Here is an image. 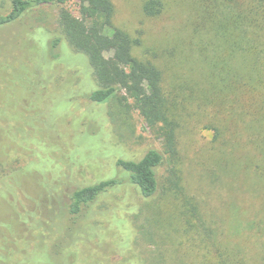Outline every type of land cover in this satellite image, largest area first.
I'll return each mask as SVG.
<instances>
[{
    "label": "rangeland",
    "instance_id": "obj_1",
    "mask_svg": "<svg viewBox=\"0 0 264 264\" xmlns=\"http://www.w3.org/2000/svg\"><path fill=\"white\" fill-rule=\"evenodd\" d=\"M163 1V13L148 18L143 0H113L114 23L142 38L138 52L162 68L166 85L172 88L198 78L204 70L199 50L203 44L194 26L202 0ZM80 2L71 0L66 6L79 15ZM10 8L11 0H0V14ZM58 11L56 5L31 8L0 28V145L23 142L33 149L31 153L0 147V251L4 258H28L34 264L59 261L47 249L37 256H24L25 247L32 250L42 240L51 248L63 236L73 191L104 179L125 178L115 165L117 158L137 159L149 148H161L160 139L137 111L121 113L108 104L96 108L86 100L97 88L93 71L88 57L66 40L54 47L61 35ZM104 56L114 66L112 54ZM72 103L76 104L70 107ZM212 139L213 131L197 126L194 119L187 121L179 139L182 189L192 201L201 202L199 218L205 227L195 224L189 229L164 183L146 200L124 181L101 195L82 219L68 249L76 254L74 264H237L238 260L239 264H263L254 256L257 239L250 241L248 232L238 228L233 210H221L220 197L208 194L204 175L215 147ZM167 168L159 172L161 181L166 179ZM223 199L233 202L230 193ZM241 212L245 218L251 216ZM114 217L138 225L140 232L129 246L117 245V230L111 226ZM127 234L121 233L124 238Z\"/></svg>",
    "mask_w": 264,
    "mask_h": 264
},
{
    "label": "trees",
    "instance_id": "obj_2",
    "mask_svg": "<svg viewBox=\"0 0 264 264\" xmlns=\"http://www.w3.org/2000/svg\"><path fill=\"white\" fill-rule=\"evenodd\" d=\"M69 1L11 0L9 11L0 14V28L17 21L31 8L58 6L61 35L53 44L57 47L66 40L76 52L88 57L97 88L86 95V100L96 108L108 104L117 106L121 113L137 111L160 139L161 148H149L137 159L117 158L115 165L127 175L125 178L112 177L73 191L66 206L69 224L63 236L53 241L51 248L42 240L32 250L25 247L24 256H37L47 249L46 253L59 259L56 264H74L76 254L68 249L82 219L101 195L124 181L146 200L154 197L164 183L189 229L195 224L205 227L199 218L203 214L201 202L192 201L182 189L180 133L187 121L194 119L197 126L205 125L213 131L215 147L204 175L209 181L208 194L220 197L221 210H233L238 228L248 232L250 241L257 239L255 247L252 242L254 256L264 260V0H202L194 26L199 44H203L199 50L204 70L198 78L172 88L166 85L162 68L138 52L142 38L115 25L113 0H81L79 15L66 6ZM164 8L163 0H143L142 9L148 18L160 16ZM106 52L112 54L114 66L104 56ZM109 113L112 116L113 109ZM103 139L107 141L106 136ZM22 143L0 147L33 152L31 145ZM166 165L167 176L161 181L159 172ZM227 193L233 202L223 199ZM241 211L251 216L245 218ZM116 217L111 226L117 230V245L129 246L140 229L134 220ZM126 231L125 239L121 233ZM4 257L0 256V264H34L28 258Z\"/></svg>",
    "mask_w": 264,
    "mask_h": 264
}]
</instances>
